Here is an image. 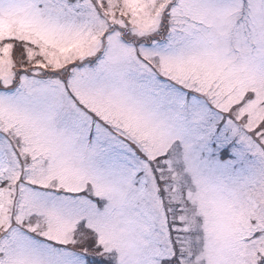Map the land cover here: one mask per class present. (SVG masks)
Listing matches in <instances>:
<instances>
[{
	"label": "snow or ice",
	"instance_id": "6c2138e0",
	"mask_svg": "<svg viewBox=\"0 0 264 264\" xmlns=\"http://www.w3.org/2000/svg\"><path fill=\"white\" fill-rule=\"evenodd\" d=\"M0 264H264V0H0Z\"/></svg>",
	"mask_w": 264,
	"mask_h": 264
}]
</instances>
